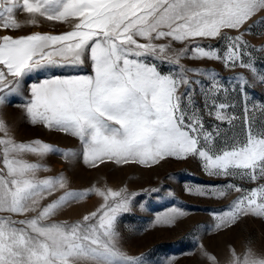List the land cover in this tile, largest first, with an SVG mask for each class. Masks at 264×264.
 Here are the masks:
<instances>
[{"label": "rangeland", "instance_id": "rangeland-1", "mask_svg": "<svg viewBox=\"0 0 264 264\" xmlns=\"http://www.w3.org/2000/svg\"><path fill=\"white\" fill-rule=\"evenodd\" d=\"M0 31V264H264V0H1Z\"/></svg>", "mask_w": 264, "mask_h": 264}, {"label": "snow or ice", "instance_id": "snow-or-ice-1", "mask_svg": "<svg viewBox=\"0 0 264 264\" xmlns=\"http://www.w3.org/2000/svg\"><path fill=\"white\" fill-rule=\"evenodd\" d=\"M129 101H131V104H129ZM101 103L103 104L102 111H106L109 113L119 112L123 114L130 107L134 106L137 109L140 107L139 102L136 100L135 96H129L128 100H121V99L103 98V94H102ZM135 115L138 116L139 112L137 111ZM138 123L139 121L133 119V114L129 112L125 123V133H130L134 135ZM96 126L101 129L105 127L102 121H97Z\"/></svg>", "mask_w": 264, "mask_h": 264}, {"label": "crops", "instance_id": "crops-1", "mask_svg": "<svg viewBox=\"0 0 264 264\" xmlns=\"http://www.w3.org/2000/svg\"><path fill=\"white\" fill-rule=\"evenodd\" d=\"M0 2H1V0H0ZM3 34H4V32H1V31H0V49H1V47L6 43V41L1 40Z\"/></svg>", "mask_w": 264, "mask_h": 264}]
</instances>
